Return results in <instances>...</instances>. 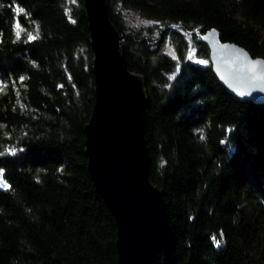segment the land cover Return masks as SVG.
Listing matches in <instances>:
<instances>
[{"label":"trees","instance_id":"16d2710c","mask_svg":"<svg viewBox=\"0 0 264 264\" xmlns=\"http://www.w3.org/2000/svg\"><path fill=\"white\" fill-rule=\"evenodd\" d=\"M105 3L143 81L148 175L168 206L152 264H264V103L221 84L202 39L215 27L264 58V0ZM92 58L83 0H0V264H117L85 155Z\"/></svg>","mask_w":264,"mask_h":264},{"label":"water","instance_id":"95a60500","mask_svg":"<svg viewBox=\"0 0 264 264\" xmlns=\"http://www.w3.org/2000/svg\"><path fill=\"white\" fill-rule=\"evenodd\" d=\"M83 4L94 78V103L84 128L88 171L115 219L117 264H152L167 236L168 206L148 175L143 81L127 66L105 0ZM202 39L221 84L241 100L264 103V58L222 41L215 27Z\"/></svg>","mask_w":264,"mask_h":264},{"label":"rangeland","instance_id":"374dc122","mask_svg":"<svg viewBox=\"0 0 264 264\" xmlns=\"http://www.w3.org/2000/svg\"><path fill=\"white\" fill-rule=\"evenodd\" d=\"M126 22L128 24H143V23H147L146 20L142 19V18H139L135 13H128L127 14V18H126ZM166 50L170 53V54H173V51H172V47H171V44L170 43H167L166 45ZM189 58L192 59L193 61H197V62H200L198 60V58L195 56L194 52L192 50H189ZM3 181H2V175H1V172H0V185H3Z\"/></svg>","mask_w":264,"mask_h":264},{"label":"snow or ice","instance_id":"6c2138e0","mask_svg":"<svg viewBox=\"0 0 264 264\" xmlns=\"http://www.w3.org/2000/svg\"><path fill=\"white\" fill-rule=\"evenodd\" d=\"M17 27H19V24L17 25ZM30 38H34V37H32V36L30 35Z\"/></svg>","mask_w":264,"mask_h":264}]
</instances>
